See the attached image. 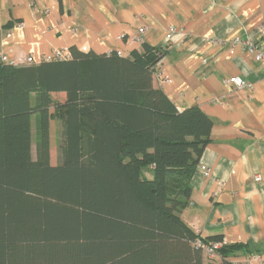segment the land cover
Segmentation results:
<instances>
[{"label":"trees","instance_id":"16d2710c","mask_svg":"<svg viewBox=\"0 0 264 264\" xmlns=\"http://www.w3.org/2000/svg\"><path fill=\"white\" fill-rule=\"evenodd\" d=\"M69 51L28 66L0 60V264H205L196 241L221 237H202L181 212L212 119L154 86L164 47ZM240 247L218 249L221 264H241L228 258Z\"/></svg>","mask_w":264,"mask_h":264},{"label":"crops","instance_id":"0c3cea01","mask_svg":"<svg viewBox=\"0 0 264 264\" xmlns=\"http://www.w3.org/2000/svg\"><path fill=\"white\" fill-rule=\"evenodd\" d=\"M262 24L264 0H0V54L28 66L30 55L38 64L55 49L72 46L125 55L143 42L164 47L154 86L180 111L198 106L213 122L199 162L210 174L196 170L181 216L202 237L241 245L228 255L241 262L264 252V177L261 183L253 179L256 173L264 176V61L239 44L232 46V39L260 40ZM140 26L148 32L133 41ZM230 76L243 77L253 88L238 89L226 82ZM55 122L50 123L54 165L59 163L52 159ZM222 262L221 256L205 258V264Z\"/></svg>","mask_w":264,"mask_h":264},{"label":"built area","instance_id":"2783aa9c","mask_svg":"<svg viewBox=\"0 0 264 264\" xmlns=\"http://www.w3.org/2000/svg\"><path fill=\"white\" fill-rule=\"evenodd\" d=\"M24 24H20V28H24ZM148 32V28L144 26H140L138 28V34L135 35L132 39L133 41H138L143 38V35ZM174 31H171L168 34V39L171 38ZM257 33L260 36V40L255 38L254 36H250L246 39L237 36L232 39V46L236 44L241 45L243 48L252 52L255 56L256 61L263 62L264 61V24L260 25L257 28ZM119 55H125L123 50H116ZM72 57V54L69 50L55 49L53 53L45 55L42 57L41 61H50V60H64ZM163 59V58H162ZM162 59L155 65V68L158 67ZM0 60L6 63L16 64L18 63L16 60L8 58V56L4 54H0ZM26 63L35 64V58L33 56H28L26 58ZM22 63V62H20ZM163 81L167 84L171 83V80L167 77L163 79ZM226 82L233 84L238 89H252L253 83L248 82L241 76H230L226 78ZM199 170L204 174V176H208L210 174V168L206 164L199 165ZM263 175L261 173H256L253 176V179L257 183H261L263 181ZM198 246H201L204 250V253L211 259L218 257V249L224 246L223 241H212L211 243H205L198 239L196 241ZM241 264H264V252L260 253H252L247 256L244 260L240 262Z\"/></svg>","mask_w":264,"mask_h":264},{"label":"rangeland","instance_id":"374dc122","mask_svg":"<svg viewBox=\"0 0 264 264\" xmlns=\"http://www.w3.org/2000/svg\"><path fill=\"white\" fill-rule=\"evenodd\" d=\"M58 99L62 98L60 95H56ZM61 140V125L58 121L53 124L52 127V159L54 162L60 160L59 144ZM36 123L35 117H33V156L36 157Z\"/></svg>","mask_w":264,"mask_h":264}]
</instances>
